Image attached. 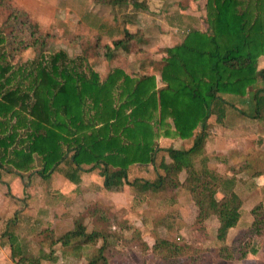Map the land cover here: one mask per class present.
Returning <instances> with one entry per match:
<instances>
[{
    "label": "trees",
    "instance_id": "16d2710c",
    "mask_svg": "<svg viewBox=\"0 0 264 264\" xmlns=\"http://www.w3.org/2000/svg\"><path fill=\"white\" fill-rule=\"evenodd\" d=\"M95 1L118 7L127 3ZM204 11L210 33L188 30L181 41L165 49L159 87L152 75H129L115 68L100 81L89 68L80 73L69 66L62 53L31 62L26 72L13 70L5 56L0 57V171L10 167L21 180L23 173L26 179L59 173L76 185L79 172L100 168L101 186L107 192L129 187L143 196L184 188L197 210V224L216 219L215 239L221 245L213 250L215 260H242L254 254L250 237L264 230L261 204L249 210L243 241L227 245V234L241 217L240 200L233 191L217 198L216 179L205 169H195L192 159L210 124L221 125L229 112L264 128V68H257L258 58L264 56V0H205ZM123 36L111 43L112 49L129 51L136 33L124 31ZM29 37L7 40V45H14L11 58L18 48L36 44L37 38ZM136 41L144 43L141 38ZM104 57H113L109 49ZM243 105L248 114L241 111ZM157 129L163 137L192 138L191 146L160 147ZM181 172L184 179L179 181ZM86 216L93 220L95 213ZM84 221L74 217L71 230L58 237L47 235L43 255L26 254L7 231L1 236L6 237L9 257L16 264L49 261L55 245L62 250L90 248L86 264H109L113 255L122 257L117 247L123 239L116 232L94 220L88 229ZM132 238L146 247L137 231ZM150 250L174 264L173 258L187 248L158 237Z\"/></svg>",
    "mask_w": 264,
    "mask_h": 264
},
{
    "label": "rangeland",
    "instance_id": "374dc122",
    "mask_svg": "<svg viewBox=\"0 0 264 264\" xmlns=\"http://www.w3.org/2000/svg\"><path fill=\"white\" fill-rule=\"evenodd\" d=\"M127 1L128 4L138 6L134 16V10L129 6L101 7L96 5L98 1L95 0H0V40H3L0 43V57L5 56L4 60L13 66V70L18 68L26 72L24 69L31 62L62 53L65 60L70 61L69 66L75 67L80 73L89 68L100 81L115 68L129 75H152L159 85L158 74L168 43L176 44L181 41L187 30L210 33L204 22L205 0ZM11 11H16L18 15L10 18ZM93 22L100 24L99 27L89 26ZM111 25L117 29L132 25L136 40L141 38L144 43L131 40L129 51L125 53L120 49H112L102 39L107 38V31H113ZM29 34L37 38L36 44L26 49L18 48L14 58H11L10 48L14 45H7V40H28L31 38ZM159 34L166 35L167 38H159ZM123 35L124 32L119 36L114 34L111 38L123 39ZM39 40L42 42L39 43ZM108 49L113 52L110 60L104 57V51ZM257 62L258 68H264V57L260 56ZM240 109L248 114L247 105ZM157 134V142H168L162 140L164 137L161 129H157ZM191 139H175L169 141L167 146L186 149L191 146ZM192 162L195 169H205L216 179L217 198L231 191L238 196L241 217L237 227L229 231L226 241L227 245L235 240L243 241L244 232L251 220L250 208L260 203L264 210L263 126L237 113H227L221 125L210 124L207 136L200 145V150L193 155ZM6 168L0 171V229L13 210L15 214L11 215L12 218H33L35 215L41 217L44 220L42 223L51 225L50 229L58 237L70 225L62 215L71 212L72 215L85 218L88 229H91L94 220L99 227L120 234L123 240L119 243L117 252L122 257L116 258L113 255L109 264H167L150 250L158 237L187 248L183 255L173 258L174 264H182L189 258L194 259L195 264H264L263 229L258 235L250 237L254 254L250 253L242 260H215L213 250L221 245L215 239L216 219L212 216L197 224V210L184 188L143 196L129 187H124L122 193H109L102 190L100 168L90 173L79 172V183L76 186L64 181L61 182L62 185L54 180L46 183L33 174L29 178L30 205L26 204L25 207V201L23 204L19 200L22 199L21 196L24 198L28 187L26 174L23 173L22 180L18 178V181L10 175L11 168ZM178 179H184L183 172L178 175ZM43 205L45 208H42ZM66 205L69 206L65 208ZM22 206L25 208L21 213ZM87 212H94L95 219H88ZM47 215L50 217L48 222L45 221ZM14 221H17L16 218ZM19 227L18 222L14 231H18ZM134 231L139 232L146 247L132 238ZM20 237L24 240L26 254H46L42 248L46 250L47 235L38 236L27 232ZM40 242L43 243L42 246H39ZM53 250L51 259L56 261L44 264H86L89 257L88 250H74L72 253L68 250L60 255L58 247ZM78 253L82 255L79 256ZM2 256L0 254V264H10Z\"/></svg>",
    "mask_w": 264,
    "mask_h": 264
},
{
    "label": "crops",
    "instance_id": "0c3cea01",
    "mask_svg": "<svg viewBox=\"0 0 264 264\" xmlns=\"http://www.w3.org/2000/svg\"><path fill=\"white\" fill-rule=\"evenodd\" d=\"M97 6H101V7H104L105 6V4H96ZM123 6H129L131 9H133L134 11H133V13H132V16H134L135 14H137V12H135L136 10H138V6L136 7L135 5H132V4H128V1H127V3H126V5H123ZM106 22V21H105ZM105 24V23H104ZM100 25V24H99ZM99 25H96L94 22L93 23H91V24H89V26H92L93 28L94 27H96V28H98L99 27ZM129 26V27H128ZM127 27H119L118 29L117 28H114L112 25H111V30H113V31H111V33L110 32H108L107 31V38H102L103 39V41L105 42V43H109L110 44V47L112 48V46H111V43L113 42V41H118V40H121L122 38H111V36H113L114 34H118V36L119 35H121V34H123V32L124 31H128V32H133V30L134 29H132V25H128ZM188 31V30H187ZM160 35V37L159 38H167V36L166 35H162V34H159ZM137 39V38H136ZM136 39H134V40H136ZM171 39V38H170ZM131 40H133V39H131ZM132 42V41H131ZM130 42V43H131ZM136 42H138V41H136ZM173 44V43H172ZM172 44H169L168 43V45L165 47V48H167V47H169V46H171ZM121 50V49H120ZM124 52V51H123ZM111 53H112V55H113V52L111 51ZM125 53V52H124ZM261 57H264V56H261ZM112 58V57H111ZM110 58V59H111ZM260 58V57H259ZM259 58H258V60H259ZM110 59H108V60H110ZM257 68H258V64H257ZM258 69H261V68H258ZM113 70V69H112ZM111 72V71H110ZM158 83H159V81H158ZM155 84H156V86L157 87H159L160 86V83H159V85H157V81H156V79H155ZM175 139H177V138H170V137H164V138H162V140H164V141H171L172 142V140H175ZM178 140V139H177ZM180 140V139H179ZM168 142L167 143H164V142H157L158 143V145L160 146V147H168L167 145H168ZM163 143V144H162ZM166 145V146H165ZM172 148H174V147H172ZM179 148V147H178ZM178 148H174V149H178ZM98 169V168H97ZM96 170V169H95ZM90 173V172H89ZM11 176H13L14 177V179L15 180H17L18 179V177H17V175H15V174H10ZM23 175V174H22ZM30 178V177H29ZM29 178L28 179H26L28 182H27V189L25 190V192L27 193H25V195H24V198H23V196H21L22 197V199L21 200H19L21 203H23L24 204V201H25V207H26V204H28V205H30L29 204V201H30V196H28V194H29V189H30V182H29ZM46 183L49 181V180H54V182H56V181H58V184L59 185H62L63 183H61V182H66V184H68V185H73V186H76L75 184H73V183H71V182H69V181H67L66 179H64L63 177H62V175L61 174H59V173H53L50 177H48L47 179H43ZM18 181H19V179H18ZM25 186H26V184H25ZM124 189V188H123ZM123 189L121 190V191H119V192H109V193H122V192H124L123 191ZM57 190V189H56ZM103 190V189H102ZM105 191V190H104ZM107 192V191H106ZM112 195V194H111ZM118 195V194H117ZM15 198H17V196H15ZM25 199V200H24ZM56 200V199H55ZM56 202H57V200H56ZM11 206H13V205H11ZM69 205H66L65 206V208L66 207H68ZM25 207H21V208H23V210L21 211V213L24 211V208ZM42 208H45L44 207V205L42 206ZM63 209V208H62ZM14 210H15V207H14ZM17 211V210H16ZM66 211H67V209H66ZM15 214V212L12 210V212L10 213V216H8L7 217V219H6V221L3 223V226L1 227V229H0V236L5 232V231H7L8 233H11L13 236H14V238H15V240H16V243L18 244L17 246L18 247H20V249L22 248V247H25V243H24V240L22 239L21 240V235L22 234H27V232H29V233H31L32 235H35V234H38V236L39 235H53L54 237H56L57 235L56 234H54L55 232L54 231H52V229H50V226L51 225H47V223L46 224H43L42 223V221H44L41 217H39V216H37V215H35L33 218H28V217H20V218H18V217H16V216H13L14 218H16V220L17 221H14V218H12V216L11 215H14ZM0 215H1V213H0ZM74 217H77V215H72L71 214V212H65V214L64 215H62V218H64V221L65 222H68V223H70V225H67L66 227H67V230L66 231H64L63 233H61V234H59V235H62V234H64L65 232H67V231H69V230H71V228H72V219L74 218ZM11 219H13V220H11ZM49 219H50V217H49V215H47V217L45 218V221H49ZM95 219V218H94ZM2 221V218H1V216H0V222ZM13 221V222H12ZM18 222H19V224H20V227L18 228V231H14V229L13 230H10L11 228H14V227H11L12 226V224L14 223V226L16 227L17 225H18ZM250 222V221H249ZM2 223V222H1ZM49 224V223H48ZM238 224V223H237ZM249 224V223H248ZM237 227V225L235 226V228ZM28 229H29V231H28ZM234 229V228H233ZM230 230H232V229H230ZM229 230V231H230ZM139 231V230H138ZM117 233V232H116ZM138 234H139V232H138ZM228 234H229V232H228ZM228 234H227V237H228ZM119 236H120V234H118ZM2 238H0V254H2L3 256H2V258L7 262H9L10 264H16L13 260H11L10 259V257H9V246L7 245V243H6V237H4V236H1ZM20 237V238H19ZM227 237H226V239H227ZM139 238H140V234H139ZM143 242L145 241V240H143V239H141ZM41 243V242H40ZM225 243H227V241L225 240ZM23 245V246H22ZM43 245V243H41L39 246H42ZM119 245V244H118ZM146 245V244H145ZM54 247H58V250L59 251H61V252H59V255L62 253V254H65V252L66 251H68V250H70V249H64V250H62L60 247H59V245H55ZM42 248V247H41ZM43 249V251L45 250V248L43 247L42 248ZM117 249H118V247H117ZM83 250H88L89 251V253H90V251H91V249L90 248H81V249H79V250H77V251H83ZM74 250H70L69 251V253H72ZM75 252H76V250H75ZM74 252V253H75ZM58 255V256H59ZM77 255H79V256H81L82 254L81 253H78ZM57 256V257H58ZM56 260H49V261H41L39 264H44V263H46V262H48V263H51V262H55Z\"/></svg>",
    "mask_w": 264,
    "mask_h": 264
}]
</instances>
